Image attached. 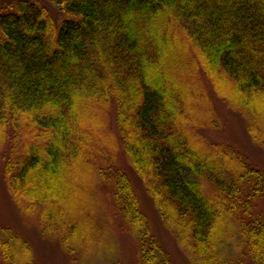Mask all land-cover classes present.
I'll use <instances>...</instances> for the list:
<instances>
[{"label":"trees","instance_id":"trees-1","mask_svg":"<svg viewBox=\"0 0 264 264\" xmlns=\"http://www.w3.org/2000/svg\"><path fill=\"white\" fill-rule=\"evenodd\" d=\"M220 107L264 151V0L0 7L2 177L70 252L101 207L135 235L137 264H173L142 185L192 264H264V169L219 138ZM33 256L0 225V264Z\"/></svg>","mask_w":264,"mask_h":264},{"label":"rangeland","instance_id":"rangeland-1","mask_svg":"<svg viewBox=\"0 0 264 264\" xmlns=\"http://www.w3.org/2000/svg\"><path fill=\"white\" fill-rule=\"evenodd\" d=\"M16 1L0 0V7H5L8 3ZM53 14L55 18H61L58 11H54ZM219 109L222 119L225 120L228 116L224 115L228 109L225 107ZM228 112L230 113V111ZM231 116L228 117L229 120L223 123V128L218 131L222 133L219 138L224 144L229 143L228 145L237 149L242 147L250 159L264 169V151L254 145L246 136L242 118L238 115L236 117ZM209 139L215 141L213 135L209 136ZM187 173L189 172L183 171L182 176L187 175L189 177L190 175ZM136 181L139 182L138 179ZM139 189L142 210L150 221L155 237L168 253L172 263L192 264L188 260L186 251L179 247L171 232L162 225L150 198L143 191V186L139 185ZM93 198L95 197H91V199ZM27 204L28 202L25 201L24 205ZM42 209L41 204H36L31 213H23L19 205L11 199L0 168V225L16 227L28 239L32 247L35 264H137L135 235L126 229L119 218L115 217L110 220L106 211H103L101 207L98 210L95 209L90 216L92 217L93 229L85 237L81 235L82 239H79L77 243H73L71 252L63 246V242L57 234L49 232L54 230L43 227L40 220Z\"/></svg>","mask_w":264,"mask_h":264}]
</instances>
